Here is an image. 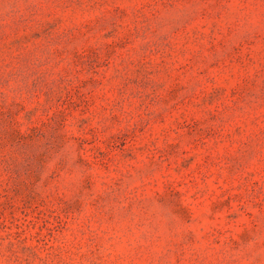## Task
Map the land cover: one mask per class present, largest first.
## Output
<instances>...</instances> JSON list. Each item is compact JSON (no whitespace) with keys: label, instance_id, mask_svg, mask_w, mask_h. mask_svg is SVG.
<instances>
[{"label":"rangeland","instance_id":"374dc122","mask_svg":"<svg viewBox=\"0 0 264 264\" xmlns=\"http://www.w3.org/2000/svg\"><path fill=\"white\" fill-rule=\"evenodd\" d=\"M0 264H264V0H0Z\"/></svg>","mask_w":264,"mask_h":264}]
</instances>
